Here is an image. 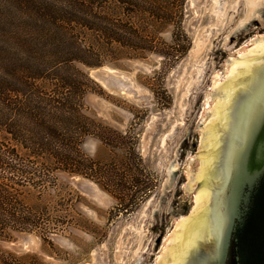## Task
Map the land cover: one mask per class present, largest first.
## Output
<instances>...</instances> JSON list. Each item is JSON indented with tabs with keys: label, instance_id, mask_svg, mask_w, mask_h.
<instances>
[{
	"label": "trees",
	"instance_id": "trees-1",
	"mask_svg": "<svg viewBox=\"0 0 264 264\" xmlns=\"http://www.w3.org/2000/svg\"><path fill=\"white\" fill-rule=\"evenodd\" d=\"M185 3L0 0V244L34 233L53 247L55 235L87 231L77 209L84 198L61 175L84 177L105 191L114 187L116 195L122 180L143 182L132 177L140 170L134 132L117 131L89 110L86 95L103 92L78 65L97 68L156 54L171 68L190 47ZM87 139L114 158L86 154ZM0 264L51 263L0 245Z\"/></svg>",
	"mask_w": 264,
	"mask_h": 264
},
{
	"label": "rangeland",
	"instance_id": "rangeland-1",
	"mask_svg": "<svg viewBox=\"0 0 264 264\" xmlns=\"http://www.w3.org/2000/svg\"><path fill=\"white\" fill-rule=\"evenodd\" d=\"M245 7L246 0H186L183 28L190 47L171 68L156 54L105 64L101 67L107 68L111 86L103 88L78 65L103 92L86 95L89 110L117 131L134 132L140 170L132 177L143 182L126 184L127 174L120 171L126 181L116 195L114 187L105 191L89 179L90 191L82 192L61 175L84 198L85 204L77 209L87 231L55 235L53 247L43 245L34 233H16L9 243L25 239V249L16 250L8 242L1 247L17 254H40L51 264H155L170 229L168 209L176 211L188 158L198 150L195 130L210 81L232 53L264 35V1L256 17L242 24ZM218 9L223 12L218 14ZM82 149L94 158H114L92 139Z\"/></svg>",
	"mask_w": 264,
	"mask_h": 264
},
{
	"label": "water",
	"instance_id": "water-1",
	"mask_svg": "<svg viewBox=\"0 0 264 264\" xmlns=\"http://www.w3.org/2000/svg\"><path fill=\"white\" fill-rule=\"evenodd\" d=\"M84 68L106 88L107 68ZM195 133L198 150L188 158L176 211L168 209L155 264H264V36L212 77ZM65 176L90 191L86 178ZM6 244L23 250L29 242Z\"/></svg>",
	"mask_w": 264,
	"mask_h": 264
},
{
	"label": "bare ground",
	"instance_id": "bare-ground-1",
	"mask_svg": "<svg viewBox=\"0 0 264 264\" xmlns=\"http://www.w3.org/2000/svg\"><path fill=\"white\" fill-rule=\"evenodd\" d=\"M263 1L264 0H246V7H245L246 13H245V18L242 20V24H245L246 22H249L252 18L256 17L255 16L256 11H257L258 7L263 3ZM218 7H219V5H218ZM218 7H216V8H218ZM219 8H221V7H219ZM216 12H218V14H220L221 9H218ZM262 36H264V35H262ZM262 36H258L255 39L262 37ZM255 39H253V40H255ZM253 40H251V41H253ZM103 75H104V79H105V87L111 86V82L108 80L109 78H107L105 76V72H103ZM173 168H175V166H173ZM168 175L170 176V174H168Z\"/></svg>",
	"mask_w": 264,
	"mask_h": 264
}]
</instances>
